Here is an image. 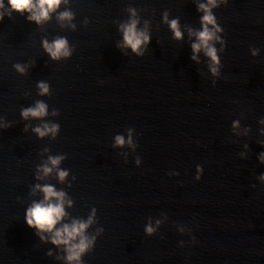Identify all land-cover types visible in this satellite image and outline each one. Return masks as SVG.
Listing matches in <instances>:
<instances>
[{
	"label": "water",
	"instance_id": "1",
	"mask_svg": "<svg viewBox=\"0 0 264 264\" xmlns=\"http://www.w3.org/2000/svg\"><path fill=\"white\" fill-rule=\"evenodd\" d=\"M206 2L61 0L37 23L0 0V264H264V0H217L216 75L203 49L192 59ZM133 19L141 55L123 43ZM60 37L72 54L52 59ZM38 101L46 115L23 118ZM36 185L64 193L51 232L24 220ZM90 217L92 244L69 261L80 237L52 236Z\"/></svg>",
	"mask_w": 264,
	"mask_h": 264
},
{
	"label": "clouds",
	"instance_id": "2",
	"mask_svg": "<svg viewBox=\"0 0 264 264\" xmlns=\"http://www.w3.org/2000/svg\"><path fill=\"white\" fill-rule=\"evenodd\" d=\"M60 3L61 0H37V4L34 5L33 0H8V4L12 10L17 12H23L26 10L32 12V15H30L28 19L35 20L37 23H39L41 18L47 19L48 13L57 9ZM217 6V0H207L206 3H200L197 5V12H203V15L200 17L201 30L195 33L198 42H194L191 45L193 52L192 59L195 60V53L203 49L205 55L209 57L212 62L209 65V68L214 75H216L218 72L217 67L214 65H219L220 59L217 56L216 48L211 42L221 40V37L216 33L223 30L217 23V18L212 11V9L216 8ZM0 7H3L2 3H0ZM35 8L39 9L38 13L33 11ZM72 15L73 14L70 11H64L60 13L59 18L62 20H71ZM164 19L172 29L175 38L180 39L182 37V33L178 27V19L168 21L166 13ZM136 24L137 21L133 19L130 21V23L121 25V29L123 30V43L125 46L130 47L137 55H141V45H146L150 37L144 31H138ZM44 48L52 59H59L62 56L69 57L72 54L71 49L68 47L67 40L63 37L55 39L51 44L45 41ZM255 54L256 52L253 50V55ZM14 67L18 72L23 73L25 71V69L19 64L14 65ZM37 86L39 87L41 94L48 92V85L46 83L39 82ZM44 115H46V105L39 101L36 103L35 107L25 108L21 111V116L25 119H27L29 116L42 117ZM57 128L58 125L56 124L51 126L45 124L43 126V130H41L40 127H36L34 131L39 136H44L48 132L55 134ZM115 140L116 144L118 145H123L125 143L124 138L121 136H116ZM129 142L131 141L129 140ZM62 159V156L49 157V162L53 167H55ZM261 160L264 161V153H261ZM51 170L52 168L48 167L47 165L43 167V172L45 174L51 172ZM66 175V171H58V176L61 180H63ZM260 178L264 180V174H262ZM196 179L199 180L200 175H197ZM35 187L39 188L44 193V199L39 203L33 202V204L25 210L24 220L29 227H34L38 231L51 232L57 222L60 221L64 216V193L55 191L51 185H45L43 187L36 185ZM52 198H55L56 203L51 202ZM91 222L92 220L90 217L87 222L74 221L71 225L65 224L62 228L55 230L52 236V243L54 244L63 243L65 245H69L70 240L77 236L80 237L79 243L72 244L67 249V259L69 261L79 260L80 254L86 251L92 244V240L83 235V230L87 228L88 224ZM98 231H103V229ZM145 231L151 234L154 230L151 227H146ZM41 239H43V237H41Z\"/></svg>",
	"mask_w": 264,
	"mask_h": 264
}]
</instances>
